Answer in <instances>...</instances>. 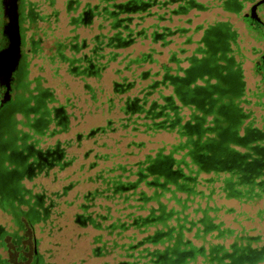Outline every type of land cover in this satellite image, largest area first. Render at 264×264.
Segmentation results:
<instances>
[{
  "label": "rangeland",
  "instance_id": "1",
  "mask_svg": "<svg viewBox=\"0 0 264 264\" xmlns=\"http://www.w3.org/2000/svg\"><path fill=\"white\" fill-rule=\"evenodd\" d=\"M95 1L100 3V11L103 12L95 16L96 19L101 20L103 26L109 27V19L103 11L104 6L107 7L106 10H112L116 8L111 5L125 3L128 0ZM144 1L148 2L147 10L136 12L128 9L122 14V17L131 20L130 25L134 32L131 37L132 43L127 47L112 50L118 54L116 60L109 61L101 77H78L76 80L70 77L65 88L55 83L57 80L55 75L64 71L59 67L58 71L56 70L58 58L55 56L56 48L53 46L55 36L61 33L59 35L61 37L65 33V24L71 23L70 17L68 18L65 13V3L62 0L21 1L25 88H18L16 82L13 96L16 94L32 96L30 103L34 106L35 100L40 99L42 93L46 94L42 106L49 120L46 125L36 127L35 119L42 115L41 111L17 112V129L19 135L24 137L20 142L32 144L42 150L58 148L62 152V157L59 164L45 167L42 171L35 169L30 176L24 174L20 179V184L25 189L22 197L24 200L34 204V196L39 194L42 196L41 205L35 206L39 211L38 216L30 214L27 218L25 214L17 213L16 208L9 205L4 207L6 197L0 196V227L4 233L0 237V264H112L115 260L112 254L95 255L94 248L98 245L94 243V237L102 234L103 240H111L115 234L109 236L107 231L96 229L90 223H83L78 215L97 218L98 214H106L107 208L110 207L109 213L112 216L124 218L127 212L134 211L135 209H124V204L117 196L108 198L101 192L105 189V184L100 176L106 178L110 176L108 169L118 164L129 167L144 160L147 154H155L162 147H166L167 150L172 143L181 140L176 130H146L140 125L141 120L137 121L140 124L134 123V116L132 120H128V114L123 107L129 96L140 94L157 78L154 76L159 69L157 61L164 60L173 50L180 58L193 51L195 46L185 44V41L188 36L194 40L200 38V34L194 31L195 24L201 22L206 25L211 22L213 16L207 17V10L220 9L223 2ZM255 1L241 0L238 6L240 14L235 16L230 13V21L234 24L242 23V14L248 12ZM229 7L233 8L231 5ZM258 13L264 17V10ZM3 23L0 0V49L4 45ZM159 25L171 26L175 30L182 29L180 30L182 32L177 31L175 34L169 31V40L174 42L164 45L161 42L166 39L154 38L152 34L153 31H158ZM53 26L58 27V31L52 29ZM259 26V31L264 32L262 25ZM113 32L112 28L103 29V33ZM37 35L43 44L41 47H32L30 39ZM183 49H186V52ZM105 52L108 54L111 51L106 48ZM145 52L152 53V58L157 61L144 62L141 66L132 64L129 70L125 69L127 58ZM68 65L65 63V78ZM143 71H148L145 78L140 77ZM132 82L134 86L127 89L128 91H119L115 88V83ZM151 97L156 98L157 93ZM56 110H60L57 116ZM62 114L65 116L64 119L61 117ZM65 161H69V165L65 166ZM93 192L96 194L91 197ZM15 203L20 208L28 210V205H22L18 201ZM215 203H222L225 208L234 209V212H226L224 208L220 212V218L225 225L243 234L259 236L261 241L258 245H264V211L261 216L257 213L259 209L264 210V194L261 198L253 200L217 198ZM45 209L47 214L44 213ZM108 223L109 221H103V226ZM132 231L127 230L123 236Z\"/></svg>",
  "mask_w": 264,
  "mask_h": 264
},
{
  "label": "trees",
  "instance_id": "2",
  "mask_svg": "<svg viewBox=\"0 0 264 264\" xmlns=\"http://www.w3.org/2000/svg\"><path fill=\"white\" fill-rule=\"evenodd\" d=\"M147 3L144 0H128L111 5L116 9L103 10L114 32L107 42H102L103 45L91 50V55L80 60L87 73H97L102 68L99 65L107 66L109 61L116 60L118 54L112 52L113 49L132 43L134 32L131 20L122 17V14L128 9L136 12L147 10ZM105 48L111 49V52L104 56L99 54ZM148 61H156L152 60V53H141L127 58L125 69L129 70L132 64L141 66ZM147 74V71H143L140 77L145 78ZM133 86V82L116 83L115 88L128 91ZM157 87L158 81L154 80L140 94L126 99L123 109L128 114L127 119L132 120L134 116L136 124L141 120L139 124L146 130H176L181 140L172 143L167 150L162 147L155 154H147L144 160L129 167L118 164L108 169L110 176L106 178L100 176L104 179L105 189L101 192L105 196H117L124 209L135 210L127 212L124 218L112 216L110 207L106 214H98L97 218L78 215L83 223L105 230L109 236L115 234L111 240H103L102 234L94 237V243L98 245L94 248L95 255L112 254L115 259L112 264H263L264 245H258L261 238L240 233L225 225L220 218L225 206L215 202L217 198H261L264 194V154L249 157L231 149L228 139L205 138L207 131L202 123L194 126L183 122L172 104H166L167 107L163 108L156 100H149L148 95ZM43 109L41 105L38 111L46 114ZM228 135L225 132L224 136ZM23 138H19L20 141ZM253 160H259L261 165L252 163ZM4 162L7 170L16 168L18 164L9 159ZM67 165L69 161H65ZM24 192L23 188L16 196H4L2 192L0 196L8 201L4 207L9 205L16 208L17 213L25 214L28 218L27 210L15 203L25 204L22 201ZM95 194L93 192L90 196ZM38 196L41 194L34 196L38 201L34 206L41 205ZM26 201L29 203V200ZM225 211L234 212V209L225 208ZM263 211L259 209L258 215L261 216ZM103 221L109 223L103 226ZM129 229L133 231L123 236ZM2 233L1 230L0 237Z\"/></svg>",
  "mask_w": 264,
  "mask_h": 264
},
{
  "label": "crops",
  "instance_id": "3",
  "mask_svg": "<svg viewBox=\"0 0 264 264\" xmlns=\"http://www.w3.org/2000/svg\"><path fill=\"white\" fill-rule=\"evenodd\" d=\"M62 2L65 3V13L71 23L65 24V33L61 37V33L55 36L53 46L58 58L56 70L59 67L64 71L56 73L55 83L65 88L70 77L75 80L78 77H101L106 70L105 64L99 65L102 68L97 73H87L80 60L91 55V50L107 42L112 34L103 33L104 28L111 30V27L103 26L101 20L95 17L102 13L99 2ZM222 2L220 9L207 10V17L213 16L211 22L206 25L201 22L195 24L194 31L200 34V38L194 40L188 36L185 44L195 46L190 54L180 58L173 50L164 60H156L159 69L155 72L157 75L154 73L157 76L154 80L158 81V87L148 98L150 101L156 100L163 108L167 107L166 104H172L186 123L194 126L202 123L207 131L205 138L228 139L231 149L249 157H258L264 154V32L259 31L260 26L255 22L245 18V13L242 14V23L234 24L230 21V13L235 16L240 14L238 6L241 0ZM234 2L237 6L231 9L229 6ZM106 9L104 6L103 10ZM261 10H264V4L258 12ZM3 22H6L4 14ZM52 29L58 31L59 28L53 26ZM180 30L159 25L158 31L152 34L154 38L166 39L161 43L167 45L174 42L169 40V31L182 32ZM2 37L4 47L6 38L3 33ZM42 44L40 36L31 37L32 47H41ZM183 51L186 52V49ZM99 54L107 55L105 50H100ZM65 63L70 65L66 69L67 78ZM154 93H157L156 98L151 97ZM225 132L230 135L224 136ZM34 253L36 255V251Z\"/></svg>",
  "mask_w": 264,
  "mask_h": 264
},
{
  "label": "flooded vegetation",
  "instance_id": "4",
  "mask_svg": "<svg viewBox=\"0 0 264 264\" xmlns=\"http://www.w3.org/2000/svg\"><path fill=\"white\" fill-rule=\"evenodd\" d=\"M21 1H19L20 9V21H21ZM188 1V0H181ZM191 0H189L190 2ZM233 8H236L237 4L231 3ZM23 55L21 56L19 66L14 73L11 86V97L4 103H0V192L5 196H16L19 194L23 187L20 184L21 177L25 174L30 176L35 169L42 171L45 167H51L57 165L61 161L62 152L58 148H47L46 150L37 149L33 145H26L20 142L19 130L17 129V112H27L37 111L39 107L44 103L46 94L42 93L40 99L37 98L36 104L33 106L30 103L31 97H25L21 94H16L13 96L14 85L18 83V88H25V83L23 82L25 69L22 64ZM5 92V87L0 85V101L2 100ZM5 106V109H2ZM60 110H56V116L59 115ZM45 114V112L42 111ZM64 119V115H61ZM35 126H44L48 122L47 115H41L35 119ZM62 121V120H61ZM230 134V133H229ZM264 151V150H263ZM5 159L14 160L17 162V167L11 170L5 168ZM259 160H253L257 166L261 165ZM67 163V162H66ZM249 165V164H248ZM264 165V163H262ZM37 199L42 203V196H38ZM28 205V210L26 214L38 216L39 211L30 202L27 203L26 200H22ZM38 202L34 201V204ZM47 214V210H44ZM2 229L0 228V231ZM36 257V255H35Z\"/></svg>",
  "mask_w": 264,
  "mask_h": 264
},
{
  "label": "water",
  "instance_id": "5",
  "mask_svg": "<svg viewBox=\"0 0 264 264\" xmlns=\"http://www.w3.org/2000/svg\"><path fill=\"white\" fill-rule=\"evenodd\" d=\"M20 0H1L3 14L6 22L3 24L2 33L6 38V44L0 49V85L5 87V92L0 103H4L11 97V86L22 56V32L20 22ZM264 4V0H256L251 5L245 18L264 25V20L258 13V8ZM264 65V53L262 55Z\"/></svg>",
  "mask_w": 264,
  "mask_h": 264
}]
</instances>
